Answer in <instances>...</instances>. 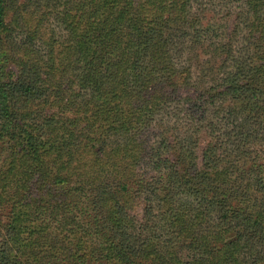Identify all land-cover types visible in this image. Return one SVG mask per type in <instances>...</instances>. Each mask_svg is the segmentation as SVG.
<instances>
[{"label": "rangeland", "instance_id": "1", "mask_svg": "<svg viewBox=\"0 0 264 264\" xmlns=\"http://www.w3.org/2000/svg\"><path fill=\"white\" fill-rule=\"evenodd\" d=\"M76 1L6 0L7 24L2 33L0 64L11 78H16L22 64L38 62L50 72L45 83L52 93L56 91L53 82L61 84H58L55 99L58 104L75 98L78 92L75 82L67 80L73 75V67H67L65 63L67 57L73 56L65 57L63 52L67 32L65 20L72 14L75 17L71 16L73 19L70 20H80V26L84 28L90 20L100 21L108 13L99 0H82L85 14L81 16L80 8L75 7ZM153 13L159 14L152 7L145 10L148 17ZM192 19H198L196 26L209 28L205 41L197 45L193 42V28H187ZM176 22L173 28L170 25L164 28L165 35L171 38L167 47L174 75L166 85L156 86L150 99L152 95L167 96L159 98L149 116L139 119L135 108L145 100H151L137 97L134 90L127 87L117 89L120 96L112 105L117 104L120 118L115 119V127L109 126L103 116L93 127L94 130L99 128L96 135L106 143L107 149H104V143H97L102 146L100 161L95 159L97 146L84 149L74 140L79 129L72 125L75 111L63 112L53 105V101L45 105L48 112L54 110L58 116L70 119H67L70 127L65 125L59 129L66 136L50 133L52 138L45 137L42 142L46 146L55 145L64 139L62 137L72 135V140H67V143L71 141V150L64 153V159L69 162L66 173L72 172V175L65 174L64 183L53 187L42 174L36 173L29 185H33V189L39 184L46 186L30 191L23 200L26 211L37 210L21 224L25 233L33 229L35 235L40 236L42 255L50 251L60 257L61 260H54V264H74L73 256L67 254L66 249L78 245L99 247L100 235L93 230L91 239L78 243L79 233L74 226L61 229L57 225L50 212L52 203L62 201V205H68L60 210V217H75L82 224L100 223L104 215V210L97 204L101 184L113 181L111 175L118 173L128 184L123 187L120 182L121 187L117 186V196L128 204L126 219L135 222V231L143 234L146 241L139 258L142 263H264V110L257 113L253 104L222 92V78L233 57L246 55L252 67H264V0H186L176 13ZM245 47L248 48L244 50ZM43 77L46 79V75ZM195 102H199V108L205 111L199 117L192 106ZM76 107L84 109L83 104ZM97 107L98 103H92L88 111ZM248 118L258 122L257 132L251 136L238 128ZM163 135H168L171 142L166 157L174 161L182 159L186 153L183 149L188 145L195 149L200 167L209 172L208 192L192 194L190 185L173 190L163 179L156 183L161 197L146 198L135 183L136 172L148 170L154 163L150 158L139 164L136 154L140 159H146L148 151L160 145ZM212 148L218 164L206 159L207 149L211 151ZM105 150L111 152L113 162H108L109 168L106 166L107 170L103 172V165L99 167V164L107 158ZM4 154L0 150L1 165ZM64 159L53 160L54 164L47 172ZM14 200L17 199L11 196L9 201ZM168 202L178 213L185 214L186 229L182 225L179 231L171 224L175 212L168 209ZM12 203L9 202L7 209L0 206V219L6 224ZM209 203H212L210 209H205L203 205ZM147 244L150 247H146Z\"/></svg>", "mask_w": 264, "mask_h": 264}, {"label": "trees", "instance_id": "2", "mask_svg": "<svg viewBox=\"0 0 264 264\" xmlns=\"http://www.w3.org/2000/svg\"><path fill=\"white\" fill-rule=\"evenodd\" d=\"M99 1L105 5L108 12L100 21L90 20L84 28H81L80 20H70L75 17L74 15L71 14L72 17L68 15L65 20L67 32L63 52L65 57L73 56L67 57L65 66L73 67V75L67 80L74 81L78 86L75 98L71 97L61 104L56 103L59 83L53 82L56 91L52 93L45 83L50 72L43 69L38 62L30 65L22 64L16 78H11L4 65L0 64V150L5 153L4 164L1 165L2 161L0 162V206L7 209L9 202H13L7 224L0 219V264H54V260H61L50 251L42 255L39 247L40 236L35 235L33 229L25 233V228L21 224L37 210L30 208V211H26L23 206V200L29 192L32 193L34 189L43 185L39 184L34 189L33 185H29L30 179L36 173L42 174L53 187L64 183L65 174L69 177L72 175V172L66 173L69 162L64 159V153L71 150L69 148L71 141L67 143V140H72V135L62 137L64 139L55 145L46 146L42 142L45 137L52 138L49 136L50 133L66 136V133L59 132V129L68 126L70 119L58 116L54 110L52 113L48 112L45 110V105L53 101V105L60 107L63 112L74 110L76 115L72 125L79 126L74 140L82 148L90 150L95 148L97 143H104V140L101 141L97 136L99 128L93 129L97 119L103 116L109 126L115 127V119L120 118L117 104L112 105L114 99L120 96L117 89L121 86L127 87L133 89L137 97H147L151 100L150 94L154 88L160 84L166 85L174 75V66L167 47L171 38L165 35L164 28L168 25L173 28V25L177 24L176 13L184 6L186 0ZM74 3L75 7L80 8V15L85 14L83 1L77 0ZM149 7L157 10L159 14L153 13L148 17L145 10ZM197 20L192 19L187 25L188 30L190 28L194 30L195 45L205 41V37L209 34L207 33L209 28L196 26ZM6 24V0H0V49ZM254 40L258 41L255 38ZM246 48L248 47L244 50ZM230 61L228 65L231 67L227 65L225 76L222 78L224 86L222 92L228 97L253 104L255 111L262 113L264 67L262 65L252 67L251 60L247 62L246 55L233 57ZM43 75H46V79ZM55 78L53 72V79ZM164 96L167 95H152L151 101L145 100L143 105L135 108L136 117L140 119L149 116L157 106L159 98ZM92 103H98L99 107L88 111ZM80 104L84 105V109L76 107ZM198 104L199 102H195L192 106L197 110L199 117L205 111L202 107L199 108ZM238 128L242 133L251 136L257 132L258 122L248 118ZM137 140L143 145L141 139L137 138ZM103 146L105 149L106 143ZM170 148L168 135H163L160 145L152 147L146 159H140V155L136 154L137 163L140 164L142 160L147 162L150 158L154 163L148 170L140 169L136 172L135 183L144 192L146 198L151 200V197L156 199L161 197L156 183L163 179L171 184L173 190L190 185L189 190L192 194L200 195L208 192L206 187L210 181L209 172L200 167L194 155L195 149L188 145L183 149L186 153L182 159L174 161L166 157ZM214 154V148L211 151L207 149L206 159L218 164ZM101 157L102 146L98 145L95 159L100 161ZM105 157L107 158L104 163L99 164V167L103 165V172H106L108 162H113L109 150H105ZM59 159L64 161L47 172L53 160L57 162ZM154 171L157 173L154 174ZM76 176L78 177V174ZM111 176L114 180L101 184L99 191L97 204L104 210L100 223L89 221L88 224H82L75 217H60V210L68 205H62V201L52 203L50 212L57 225L61 229L74 226L79 233L78 243L91 239L93 230L100 235L99 247L96 245L89 248L78 245L66 249L65 252L73 256L74 264H144L139 258L143 243L146 241L142 238L143 234L135 231V222L126 219L128 204L117 196V186L121 187L123 183V187H127L128 184L123 181L124 178L121 180L120 173ZM45 186L44 184L43 188ZM10 195L17 200L9 201ZM210 205L212 203L203 206L205 209H210ZM167 207L172 213L175 212L171 224L178 227L179 231L182 225L186 229L185 214L178 213L177 208L171 207L169 202ZM198 216L201 218V215ZM148 246L150 247L147 244L146 247Z\"/></svg>", "mask_w": 264, "mask_h": 264}]
</instances>
